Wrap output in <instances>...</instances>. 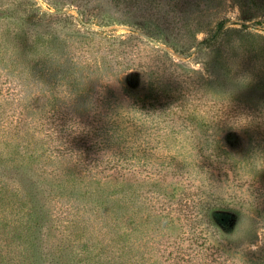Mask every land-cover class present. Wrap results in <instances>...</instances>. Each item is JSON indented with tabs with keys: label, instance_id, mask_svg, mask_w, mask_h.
<instances>
[{
	"label": "trees",
	"instance_id": "1",
	"mask_svg": "<svg viewBox=\"0 0 264 264\" xmlns=\"http://www.w3.org/2000/svg\"><path fill=\"white\" fill-rule=\"evenodd\" d=\"M66 1L76 15L48 0L54 12L36 0H0V264H133L131 253L122 262L123 189L135 193L134 184L161 174L186 194L184 216L201 252L215 251L207 234L217 225L216 193L248 180L236 172L234 151L252 143L253 158H264V69L239 70L233 59L264 64V44L246 43L234 28L238 41H218L229 29L223 19L197 39L208 0H54ZM142 20L165 43L200 53L204 73L155 45L142 60L132 48L150 42L138 34L92 27ZM119 65L157 81L153 101L139 99L138 86L121 94L109 85ZM226 219L249 225L232 213Z\"/></svg>",
	"mask_w": 264,
	"mask_h": 264
},
{
	"label": "rangeland",
	"instance_id": "2",
	"mask_svg": "<svg viewBox=\"0 0 264 264\" xmlns=\"http://www.w3.org/2000/svg\"><path fill=\"white\" fill-rule=\"evenodd\" d=\"M36 1L43 9L54 12V8L50 7L46 0ZM48 1L57 3L55 7L61 6L60 8L66 14L76 15L75 6L67 1L62 4L54 0ZM261 1L208 0L200 18L207 29L204 28L205 32H199L197 39L210 37L215 23L223 19L224 28L229 29L219 35L218 41L221 39L228 42L230 38L238 41L235 33L230 31V28H234L247 33L246 43L254 39L264 44V2ZM142 21L141 26L114 23L100 27L92 25V27L118 36L138 34L143 40L150 42L148 45L147 42L138 43L139 50L132 48V53L140 56L142 60L149 58L147 50L150 45H155L164 49L173 61L184 63L186 69L198 70V75L204 73L200 63L202 61L200 53L196 54L193 48L165 43L163 32L159 31L155 24L147 20ZM147 30L153 34V38L146 34ZM134 41L131 38V42ZM233 60L236 61L239 70L246 68L247 71L254 73L259 67L264 69V64L255 62L248 55H241ZM130 67L117 66L116 75L110 77L109 85L121 94L125 86H138L136 96L139 99L144 101L152 97L154 99L155 93H158L156 90H160L157 81L147 74L144 75L140 69ZM177 91L168 90L173 97L178 96ZM221 124L245 125L243 121L232 122V120H225ZM254 147L252 143H247L240 145L233 153L232 159L236 161V172L248 180L244 181L247 183L242 185L240 190L235 191L231 188L229 193L223 190L216 193L218 197H221L217 208L212 210L217 225L210 227L207 234V239L214 243L216 250L209 251L207 254L200 250L201 239L190 234L189 221L184 216L182 206L184 205L182 197H186V194L182 195L178 193V190H174L173 183L176 180L174 176L161 174L153 177L144 186L134 184L135 193H130L124 187L121 207L123 230L126 235H123L122 240V262L127 260L126 263H128V255L131 253L133 264L149 262L154 264H264V158L262 160L253 158L256 155ZM258 165H260L259 168ZM227 213L235 214L240 218V222L245 221L249 225L245 229H241L239 225L234 227L230 224L223 225L222 222L227 221ZM131 227L135 229L130 238L127 234ZM242 230H245V234ZM128 241L134 242L132 251L128 249Z\"/></svg>",
	"mask_w": 264,
	"mask_h": 264
}]
</instances>
